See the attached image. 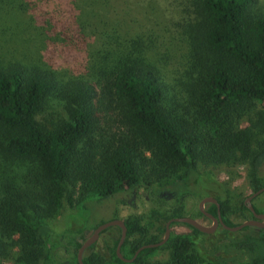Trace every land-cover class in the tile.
I'll use <instances>...</instances> for the list:
<instances>
[{
    "label": "trees",
    "instance_id": "obj_1",
    "mask_svg": "<svg viewBox=\"0 0 264 264\" xmlns=\"http://www.w3.org/2000/svg\"><path fill=\"white\" fill-rule=\"evenodd\" d=\"M165 1L160 14L147 4L148 23L134 26L110 0H0V259L49 264L45 221L62 201L75 208L139 186L179 195L181 183L180 194L193 192L187 183H198L199 167L221 165L244 164L252 191L264 186V8L259 0ZM91 17L120 31L115 50L89 52ZM168 37L185 41L184 59L157 57ZM38 40L36 61L8 57ZM224 199L222 219L234 226ZM206 211L216 216L217 207ZM124 223L120 252L131 260L116 254L119 236L107 259L84 264H264L263 227L231 239L244 256L226 262L205 261L189 233L172 231L135 255L160 239L142 243L146 228ZM159 249H168L166 260H153Z\"/></svg>",
    "mask_w": 264,
    "mask_h": 264
},
{
    "label": "rangeland",
    "instance_id": "obj_2",
    "mask_svg": "<svg viewBox=\"0 0 264 264\" xmlns=\"http://www.w3.org/2000/svg\"><path fill=\"white\" fill-rule=\"evenodd\" d=\"M118 5L115 12L126 13L134 26L148 23L143 17L142 9L149 4L148 11H163L165 0H110ZM149 1V2H148ZM264 8V0H259ZM153 7V10H151ZM84 30L90 36L88 49L93 56L98 53L103 54L109 49H116L123 39L111 27L100 23L97 17L88 18L84 24ZM120 32V31H119ZM44 44L30 42L29 45L22 43L15 45L12 55L17 59L34 62L39 59V51H42ZM12 46V45H11ZM12 48L5 47L2 52L9 54ZM156 52L157 57L176 55L179 59H184L186 54V43L181 38L166 39L165 45ZM6 52V53H5ZM63 78L70 76L67 65L55 67ZM47 113L52 111L48 108ZM196 175L200 180L190 189L193 192L180 194L186 189L187 185L181 183L177 190L179 195L157 189L156 186H139L130 191L115 194L114 197L105 200H98L96 197H89L83 204L71 208L65 201H62L59 214L45 221L48 232L44 239V249L50 255L49 264H60L69 261L74 263L75 245L74 242L80 238L78 230L85 228L84 235L91 231L92 226L108 222L113 219L123 221H135L146 228V234L141 240L142 243L151 240H159L164 236L163 227L166 221L172 217L188 216L204 225H212L213 220L201 214L199 203L206 196L225 198V217L234 225H239L252 215L247 208H242L246 197L254 193L249 181L247 167L242 165H221L217 167H199ZM261 175L264 176V163L261 166ZM176 190V192H177ZM211 202H205L202 207L204 210ZM248 203L252 204L260 212L264 213V191L256 194ZM264 221V218L262 219ZM246 227V226H245ZM257 225H249L236 231L224 229L217 226L210 233H195L189 224L180 221L172 222L170 231L174 233H189L195 241L194 247L205 261L220 258L226 262L239 260L244 255L236 251L230 245V240L239 238L247 233H255ZM121 229L110 226L103 230L98 238L87 246L82 257H86L95 263H101L108 258L110 249L113 247L114 240L120 236ZM139 235L129 237V240L137 239ZM85 239V237H84ZM78 251V250H77ZM168 258V249L157 250L153 260L164 261ZM1 264H12L11 255L0 259Z\"/></svg>",
    "mask_w": 264,
    "mask_h": 264
},
{
    "label": "water",
    "instance_id": "obj_3",
    "mask_svg": "<svg viewBox=\"0 0 264 264\" xmlns=\"http://www.w3.org/2000/svg\"><path fill=\"white\" fill-rule=\"evenodd\" d=\"M264 191V186L262 188H260L259 190L255 191L254 193H252L251 195H249L248 197H246L244 203L246 205V207L251 211L253 218L251 219H247L244 222L240 223L239 225L236 226H228L224 223L221 213H220V206L219 203L217 201V199H215L214 197L211 196H206L204 199H202L199 203V210L201 211L202 214L206 215L207 217H209L210 219L213 220V224L212 225H204L201 222L197 221L196 219H193L191 217L188 216H181V217H172L170 219H168L165 223V232H164V236L162 239H160L158 242L156 243H148V244H143L141 245L135 255L138 253V251H140L142 248L145 247H158L161 246L162 244H164L166 242V240L168 239L169 235H170V224L174 221H180V222H185L191 226H193L194 228H196L197 230L201 231V232H205V233H210L213 232L215 230V228L217 226H222L224 229L230 230V231H236L239 230L245 226H249V225H257L260 227L264 228V221H262V219L264 218V213H258L255 211L254 207L252 204L248 203L256 194L260 193ZM205 202H211L213 204L216 205L217 207V214L216 216H214L213 214L209 213L208 211L204 210L202 205ZM116 225L121 229V233H120V237L118 240V243L116 245V254L118 255V257L122 258L123 260H131V259H127L125 257L122 256L121 252H120V248L121 245L123 244L125 237H126V225L124 223L123 220L120 219H113L110 220L108 222L105 223H101L99 224L95 229L89 231L86 235L85 239H79V242L81 243L80 247L78 248L77 254H76V258L78 261V264H84V262L82 261V252L83 250L89 246L92 242H94V240L96 238H98V236L100 235V233L105 230L106 228ZM134 255V256H135Z\"/></svg>",
    "mask_w": 264,
    "mask_h": 264
},
{
    "label": "flooded vegetation",
    "instance_id": "obj_4",
    "mask_svg": "<svg viewBox=\"0 0 264 264\" xmlns=\"http://www.w3.org/2000/svg\"><path fill=\"white\" fill-rule=\"evenodd\" d=\"M252 218H253V215H252ZM88 232H89V231H88ZM86 235H87V234L84 235L85 238H86Z\"/></svg>",
    "mask_w": 264,
    "mask_h": 264
}]
</instances>
